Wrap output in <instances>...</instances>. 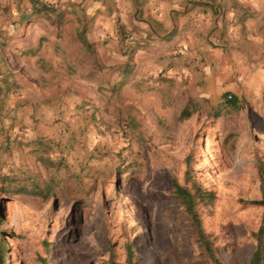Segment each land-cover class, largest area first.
Segmentation results:
<instances>
[{
    "label": "rangeland",
    "instance_id": "rangeland-1",
    "mask_svg": "<svg viewBox=\"0 0 264 264\" xmlns=\"http://www.w3.org/2000/svg\"><path fill=\"white\" fill-rule=\"evenodd\" d=\"M71 1L0 6L18 24L0 37V264H128V245L133 264L193 259L199 248L173 189L175 179L185 183L188 155L194 177L218 196L199 207L217 256L248 264L264 217L255 203L264 63L247 79V65H236L229 81L253 91L237 105L227 101L231 90L192 92L232 43L250 42L249 28L264 30V11L243 19L241 0H183L190 8L171 6L166 20L155 0H105L111 23L98 29L116 35L95 36L88 2ZM195 7L209 20L194 17ZM178 61L186 75L168 77ZM187 104L191 115L181 119Z\"/></svg>",
    "mask_w": 264,
    "mask_h": 264
},
{
    "label": "crops",
    "instance_id": "crops-1",
    "mask_svg": "<svg viewBox=\"0 0 264 264\" xmlns=\"http://www.w3.org/2000/svg\"><path fill=\"white\" fill-rule=\"evenodd\" d=\"M3 1L4 0H0V6L2 5ZM122 1L124 5H126V0H122ZM71 2H73V0ZM87 2H88L90 9H88L86 12L91 14V19L93 23H95V20L98 21V23L94 26L95 28L91 34L96 36L97 34H100V35L107 34L112 31V33L114 34L115 32V35H116V27L115 28L108 27L107 29L104 27L103 29H98V26H100L99 22H102L104 26H106V23H108V25L111 23L112 17L108 15V13L103 8L107 6V1L105 0H85L84 7H88ZM241 2L246 4V9H248V11L250 9L251 11H255V13L257 14L261 11H264V0H241ZM154 5L155 7H158L161 12L159 19L163 18V19L168 20L169 14L171 12L169 9L171 6L177 5V8H178L184 5V8H186V6L190 8L192 4L190 2H186L183 0H155ZM197 8L198 7L194 8L195 11H194L193 16L194 17L198 16V18L202 20L204 19L209 20V17L211 16L210 11L207 9H204L203 11H199V9ZM251 15L253 14L249 11L248 14L243 17V19H245L246 17H251ZM9 16L10 15L6 14L5 11L0 12V37L2 38L9 36L7 33L11 30V27L14 28L13 29L15 30L14 32L18 33L17 27H16L18 24L17 25L10 24V22H8ZM5 18L7 20H5ZM251 20L252 19L250 18V22ZM5 21L7 22L5 23ZM135 21L136 20H134L133 23ZM250 22L248 21L246 22V24L250 25ZM136 24H138V26L141 25V23H137V22ZM254 30H255V33L253 32ZM245 33H247V31H245ZM248 35H249L250 42L246 43V45L243 43L236 44V45L232 43L231 52L228 53L227 56L224 55L221 58V60H219L220 63L215 66V70H211L212 68L210 66L205 67L206 71H204V77H202V79L206 81V83L204 84V86H202L199 89V91L192 92V98H194V96L195 98L197 97L198 98L199 97L200 98H204V97L205 98H210V97L216 98L215 95L217 96L220 93L224 92L225 90H231L237 96L238 101H239V98H241L239 97L240 94H243V93L251 94L253 92L251 87L250 88H248L247 86L242 87L238 82L229 81V79L231 80L232 77H235L236 75L235 73L237 71L236 65H239V62H241L243 66L247 65V67L250 69V73L248 75L245 74L246 76L245 75L243 76L244 79L249 78L251 75L252 76L255 75V72H253L255 69L254 65H256L257 63H262V62L264 63V30L260 31L258 28L256 29L249 28ZM241 41H243V39ZM4 44L5 43H3V45ZM0 46H2V44ZM136 51H137V48H136ZM174 53H176V50H174ZM206 54H208V57H212L214 53L211 51H208ZM179 64L180 62L178 61L177 65L174 68H171V70L169 71L168 77L178 78L179 76L181 77L182 75H186L183 72L180 73ZM187 73H189V71ZM196 75L197 74H194V76ZM263 94H264V86L262 87V90H261L262 98H263ZM185 108H188L190 110L189 104L184 106L182 111Z\"/></svg>",
    "mask_w": 264,
    "mask_h": 264
},
{
    "label": "trees",
    "instance_id": "trees-1",
    "mask_svg": "<svg viewBox=\"0 0 264 264\" xmlns=\"http://www.w3.org/2000/svg\"><path fill=\"white\" fill-rule=\"evenodd\" d=\"M41 9V10H40ZM39 11L49 12L50 10H55L54 7L49 5H43ZM119 30L123 29V26H118ZM85 30V29H84ZM124 33V31H122ZM81 40L87 46H90L91 42L85 39L83 35H80ZM264 100V94H263ZM228 102H231L233 105H237L238 98L233 94L232 98L227 99ZM191 115V112L188 108H185L181 112V119H185ZM187 169L185 172V183H180L177 179L173 181V189L175 194L178 197L180 206L183 208L184 214L186 216V221L188 226L191 229V233L194 241L197 243L199 252L194 256L193 259L184 262V264H225L218 256L215 247V238L212 234L207 233L203 228L202 220L199 213V207L204 206L207 208L214 207L218 196L215 191L210 190L202 184H200L197 179L194 177L193 169L191 167V158L188 155L187 159ZM263 197L260 200H256L255 203H258L264 206V182L262 184ZM34 195V194H32ZM254 236L257 239V246L252 253L248 264H264V217L259 229L254 232ZM128 250V264H133L135 258L134 249L131 245L127 246ZM0 258L4 263V254L3 250L0 249ZM182 264V263H181Z\"/></svg>",
    "mask_w": 264,
    "mask_h": 264
},
{
    "label": "built area",
    "instance_id": "built-area-1",
    "mask_svg": "<svg viewBox=\"0 0 264 264\" xmlns=\"http://www.w3.org/2000/svg\"><path fill=\"white\" fill-rule=\"evenodd\" d=\"M232 96H233V95H232V94H230L228 97H229V98H232Z\"/></svg>",
    "mask_w": 264,
    "mask_h": 264
}]
</instances>
